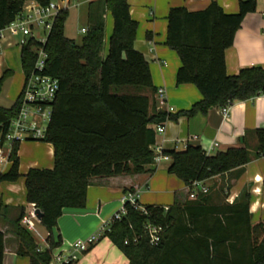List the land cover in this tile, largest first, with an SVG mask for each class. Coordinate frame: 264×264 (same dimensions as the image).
Here are the masks:
<instances>
[{
    "label": "trees",
    "instance_id": "1",
    "mask_svg": "<svg viewBox=\"0 0 264 264\" xmlns=\"http://www.w3.org/2000/svg\"><path fill=\"white\" fill-rule=\"evenodd\" d=\"M26 1L0 0V30L15 19ZM36 1L46 5L50 0ZM256 3L240 0L236 13H226L216 0L200 11H189L184 6L169 10L166 45L181 62L176 83L193 84L202 94L200 101L175 113L156 108L157 88L145 56L134 47L138 22L131 17L128 0L90 1L88 24L80 44L65 35L70 10L63 9L55 17L44 44L29 38L21 45L25 78L34 68V48L42 45L47 53L44 72L59 80V91L42 140L53 146V167L30 168L22 175L16 145L13 163L0 172V184L24 177L26 201L41 210L40 224L48 231L47 247L40 248L33 234L20 223L27 213L26 208L20 207L10 222L19 256L27 257L29 264L53 262V249L63 243L53 229L64 208L86 206L92 178L155 172L153 124L206 114L213 107L264 94L263 67L242 68L229 75L225 65V51L232 46L244 16L256 9ZM107 12L113 19L108 42ZM13 73L12 69L2 72L0 92ZM21 100L22 93L9 108L0 106L3 129L19 114ZM254 133L257 147L253 153L246 146L212 155L200 145L167 150V171L191 190L193 181L206 182L264 155V128L255 129ZM208 192L197 190L194 198L188 195L183 202L174 201L168 206L142 205L136 199V207L125 201L126 212L118 219L114 213L96 241L107 239L122 252L128 264H264V220L253 221L250 187L243 188L232 203H214ZM3 209L0 200V212ZM147 223L164 229L159 243L150 242ZM5 241V232L0 230V264Z\"/></svg>",
    "mask_w": 264,
    "mask_h": 264
},
{
    "label": "crops",
    "instance_id": "2",
    "mask_svg": "<svg viewBox=\"0 0 264 264\" xmlns=\"http://www.w3.org/2000/svg\"><path fill=\"white\" fill-rule=\"evenodd\" d=\"M90 1L92 0L88 2ZM211 1L128 0L131 17L138 22L134 47L145 56L154 86L157 90L159 88L164 90V107L170 108V112L190 108L202 99V94L193 84L176 83V73L181 62L178 54L166 45L169 10L172 7L184 6L189 11H200L207 8ZM256 1L258 2L256 9L244 16L232 46L225 51V65L229 75L237 74L242 68L251 66H261L264 69V0ZM216 2L226 13H236L239 10L240 0ZM71 4L75 7L76 3ZM108 26L110 30L111 27L113 29V19L105 16L107 42L112 31L108 30ZM20 40L19 33L13 34L10 31H4V36L0 38V71L15 69L18 72L17 82L14 83L15 78L9 81L7 99L11 104L9 106L0 104L1 107L9 108L17 99L21 88L19 74L23 71L21 62L18 63L16 59L21 53ZM157 98L156 108L159 104ZM164 124L165 132L157 141H162L165 151L183 150L187 145H200L208 155H212L228 148L246 146L253 153L257 147L254 130L264 128V94H258L246 101L234 102L227 117L223 116L220 107H213L206 114L197 113L189 118L179 116L177 121L168 120ZM40 147L45 153L38 152ZM18 157L19 171L22 175L30 168H52L54 165L53 146L44 141L29 140L20 143ZM169 162L163 161L155 165L156 170L153 173L92 178L87 189L86 206L64 208L58 219V226L53 229L54 234L60 235L62 244L68 246L77 240L95 236L99 230L101 233L107 221L121 209L124 204L122 198L128 193H134L142 205L168 206L174 201H182L188 187L182 181L178 182L175 175L168 173ZM158 176L165 177L166 181L173 185L167 187L169 191L165 192L168 195L172 190L171 202L168 204L161 202L160 194L164 193L158 187L160 180ZM203 184L212 185L214 188L212 196L214 203L222 201L232 203L243 188L250 187V212L253 221L264 220V155L253 157L243 167L218 175ZM143 186L153 191L151 196L144 193V200L140 195ZM26 192L23 176L15 182L0 184V200L4 206L0 212V230L5 232L6 240L3 264H29L27 257H21L16 253L18 241L10 223L18 214L20 207L26 208V212L30 210L32 203L26 201ZM37 225L42 229L41 232L37 226L42 243L36 239V235L34 238L40 248H45L48 231L40 222ZM51 264H55L54 261ZM75 264H128V260L118 248L107 239H103L88 244L86 250L78 253Z\"/></svg>",
    "mask_w": 264,
    "mask_h": 264
},
{
    "label": "built area",
    "instance_id": "3",
    "mask_svg": "<svg viewBox=\"0 0 264 264\" xmlns=\"http://www.w3.org/2000/svg\"><path fill=\"white\" fill-rule=\"evenodd\" d=\"M72 0H50L46 5H40L36 0H27L20 13L15 19L4 29L0 30V38L4 36V31L11 33H19L21 35L20 45L26 44L29 38H34L41 44L46 42L47 36L52 29L53 22L58 13L63 9H69ZM41 31V32H39ZM82 32L86 31V27L82 28ZM36 53L35 64L32 72L25 78L22 89V100L19 114L13 118L6 129L0 125V172L6 171L13 163L12 153L14 147L24 141H42L51 118L52 103L58 95L59 80L53 76H49L44 71L46 69L47 53L42 45L34 48ZM159 104L157 109L166 108L164 90L159 88L156 93ZM231 105L220 107L223 116L227 117ZM168 109V108H167ZM170 111V108L168 109ZM165 122L153 124L152 128L156 133V142L152 146L154 152V165L163 161H170V157L165 152L162 141L157 138L165 132ZM196 138V136H194ZM197 190L207 193L208 187L200 181H193L192 189H189L190 197H195ZM136 195L128 193L123 196L122 201H130L136 207ZM142 211L146 212L143 206ZM36 206L31 204L30 210L22 217L21 224L32 234L41 236L37 229L38 221L35 214ZM121 212L115 213L116 219L126 211L122 206ZM146 233L152 244L159 243L162 234V227L147 223ZM96 240V236L87 238L86 240H77L70 244V248L65 252L53 254L55 264H63L73 262L78 259V253L87 249L88 244Z\"/></svg>",
    "mask_w": 264,
    "mask_h": 264
},
{
    "label": "rangeland",
    "instance_id": "4",
    "mask_svg": "<svg viewBox=\"0 0 264 264\" xmlns=\"http://www.w3.org/2000/svg\"><path fill=\"white\" fill-rule=\"evenodd\" d=\"M88 1L89 0H78V1H74L73 0L72 3H76L75 4V7L74 6L71 7V9L69 11V16H68V18H67V20L65 22V27H64L65 28L64 29L65 35L68 36L69 38L74 39L77 44H80V42L82 40V37L84 35V31L83 32L81 31L82 28L86 27L87 24H88V17H87V10H88V7H89V2ZM92 1H94V0H92ZM95 1L98 2L100 0H95ZM105 16H108L109 19L112 18L110 12H107ZM108 30H110L109 29V26H108ZM111 30H112V27H111ZM112 31H111V33H112ZM39 32H41V31H39ZM16 59H17L18 63H20V61H21L20 60V57L18 56ZM1 74H2V71H0V75ZM17 74H18V72L14 69V73H13L12 77H9V78H7L4 81L3 88H2V90L0 92V104L1 105L9 106L11 104V101H8V99H7L8 90H9V87H10L9 81L11 80V78H15L14 83L17 82ZM19 75H20V80H21V88L18 91L17 97L20 95V92H22V88H23L24 83H25V75H24V73L21 72ZM42 149L43 148L40 147L38 149V152L41 153L42 151H44ZM42 153H45V151L42 152ZM158 178L160 179L159 180V183H158V187L164 193V194H160V196H161L160 197L161 202L163 204H168L169 202H171L170 201L171 200L170 197H172L171 196L172 195V190H170L171 192L168 195H166L165 192L167 190L169 191V189H167V187L170 188L173 185H172V183H168L166 181L165 177H163V176H158ZM175 179L178 182L179 181L181 182V180L179 178L178 179L175 178ZM207 187L209 188V192L208 193H211L212 196H213V194H214V188L212 187V185L211 186L209 185ZM144 193L150 194V196L153 195V191L151 189H150V191L147 190L145 186L142 187V190H141V193H140V195L142 196V199L143 200L145 199L143 197L144 196ZM188 195H189V189L183 195V197H182L183 200L181 202H183L186 198H188ZM38 228H39V226H38ZM39 230L41 231L42 229L39 228ZM97 234L98 235L100 234V230L98 231V233L95 234V236H97ZM34 235H36V234L33 233V236ZM35 237H37L36 239L38 241H40V243H42V241L40 240V237H38L37 235ZM97 238L98 237H96V239ZM83 240H85V239H83ZM69 248H70V245L66 246V245H63L62 244L61 246L53 249V254H59L61 252H65V250L67 251Z\"/></svg>",
    "mask_w": 264,
    "mask_h": 264
},
{
    "label": "water",
    "instance_id": "5",
    "mask_svg": "<svg viewBox=\"0 0 264 264\" xmlns=\"http://www.w3.org/2000/svg\"><path fill=\"white\" fill-rule=\"evenodd\" d=\"M35 214H36V217H37L38 221H41L42 216H43V213L41 212V210L36 208Z\"/></svg>",
    "mask_w": 264,
    "mask_h": 264
}]
</instances>
